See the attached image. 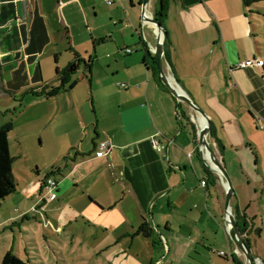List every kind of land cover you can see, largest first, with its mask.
<instances>
[{"label": "crops", "instance_id": "obj_1", "mask_svg": "<svg viewBox=\"0 0 264 264\" xmlns=\"http://www.w3.org/2000/svg\"><path fill=\"white\" fill-rule=\"evenodd\" d=\"M111 1L0 0V88L25 95L42 84L58 87L64 73L75 82L49 99L26 94L27 106L42 104L51 130L56 198L42 189L45 175L25 189L29 205H6L13 195L3 201L0 210L21 208L0 216V233L11 236L5 254L23 251L29 259L21 221L35 209L57 234L86 227L80 261L88 254L107 264H234L232 255L242 261L224 222L223 183L145 60L143 43L156 46L146 32L157 36L155 29L144 25L135 0ZM247 12L241 0H171L163 65L209 117L223 146L221 156L210 137L230 177L232 214L249 222L252 255L264 264V66L237 68L264 59L254 36L255 54L248 41L258 27ZM79 62L90 68L76 77ZM155 136L163 153L150 144ZM102 141L112 149L96 158ZM144 222L155 244L137 233Z\"/></svg>", "mask_w": 264, "mask_h": 264}, {"label": "rangeland", "instance_id": "obj_2", "mask_svg": "<svg viewBox=\"0 0 264 264\" xmlns=\"http://www.w3.org/2000/svg\"><path fill=\"white\" fill-rule=\"evenodd\" d=\"M154 1L155 0H150L152 7L155 5ZM135 3L137 4V7L140 8L139 0H135ZM255 7L259 10H252V12H254L253 17L255 19L254 24L258 27V32L253 33L251 31V37L248 41L255 54L254 43L251 39L254 36V39L259 43V49H261L262 58L264 59V2L256 4ZM247 22L250 24L249 19H247ZM150 32L154 38H156V36L152 33V30H148L146 32L147 38L151 44H153L155 40H153V42L149 37ZM78 66V70L75 71L76 77L81 76V73L83 72H86L87 74L84 62H79ZM166 72L168 75H171L168 69ZM75 73L73 71L71 76ZM75 76H73L72 79H74ZM171 77L178 83L179 86H181L172 75ZM3 79L4 81L9 79V71H5L3 73ZM42 80L45 82V79L42 78ZM59 83L60 82H56L55 86L59 85ZM41 86L42 87H39L38 90L44 87H51V85L43 86V84ZM29 95H24L22 97L9 95L4 93L0 88V125L7 122H12L13 124V130L9 133L8 143L9 153L14 159L12 166L13 176L17 182V190L13 194V197L9 198L6 202V205H11L10 203L17 200L19 204L22 205V208L23 206L30 204V200H27L26 198L25 189L29 186L31 181H36L38 183L39 178H43L47 173H50L52 167L49 168L48 164L52 159V155H54L51 130L47 125V119L43 117L42 104L27 106V102L31 99V96ZM183 105L186 118L183 119L182 122L186 130L189 131L190 126L194 125L198 121L200 122V120L197 119L194 112L188 107V105ZM192 116H194V118ZM191 119L195 123H192ZM208 141L211 145H213V141L210 137H208ZM215 148H217L216 145ZM214 150L216 151V149ZM230 171L232 174V170ZM54 175L56 174H50V177H53ZM231 176H233V174ZM31 206L32 204L30 205V208ZM15 209L20 210L21 208L18 207V205H13V207L10 208L7 206L6 208L0 210V216L6 215V213L10 210L14 212ZM28 213L29 217L27 216V219L21 221L23 222V226L21 228L22 232L20 233V236H26V241L28 240L26 244V248H28V250L26 249V252L28 253L29 259L26 255H24L23 251L20 253L15 251L16 253H12L14 256H20V259L25 262H29V264H107L105 259L101 257L91 258L89 254L87 255L85 261H80L78 259L77 256L80 255V252L88 248L86 243H82L84 240L82 239L81 233L84 234V229L86 227L81 223L77 226L71 225L69 226V229H64L66 233L63 231L62 234H57L50 226L42 229V223L40 221L42 220L40 219L41 214L35 212ZM47 217L49 218L48 214ZM42 222H45L44 218ZM14 230L18 233V226H15ZM44 231L48 233L46 237L43 235ZM73 231L77 236L75 243H71L70 241L69 233ZM10 238L11 236L9 232L3 234L0 233V261L5 254V248H7L8 243H10ZM26 241L23 240V243L25 244Z\"/></svg>", "mask_w": 264, "mask_h": 264}, {"label": "trees", "instance_id": "obj_3", "mask_svg": "<svg viewBox=\"0 0 264 264\" xmlns=\"http://www.w3.org/2000/svg\"><path fill=\"white\" fill-rule=\"evenodd\" d=\"M264 2V0H241V4L243 7L249 12V16H253L252 10L254 11H259L256 6V4ZM171 3V0H158V6L154 10L155 16L158 19V21L164 26V22L167 16V11L169 9V5ZM256 13V12H255ZM142 41V40H141ZM168 43V38L166 39L165 43V52H164V57L167 59V52H166V44ZM143 51L145 55V60L148 62L154 72V75L159 83V86L163 89L166 90L165 86L161 83L156 67V62L154 60L153 55L150 53L146 43H143ZM85 68L87 71L90 68V64L88 62H85ZM66 73L60 75V81L61 85L58 87H44L38 90L37 89H28L25 92L26 94H30L35 98H41L44 97L45 99L53 98L58 96L64 87L68 85V88L71 89L74 87L75 82L68 83V79L66 77ZM4 93L9 94V95H15L14 92L5 90L1 88ZM21 97L24 95H20ZM184 107L183 104L177 103V115H178V120L180 123H183L182 120L186 118V113L182 109ZM191 128H194V125H191ZM13 130V124L12 122H7L3 125H0V207L3 203V201L13 195L16 190H17V182L13 176V161L14 159L11 157L9 153V143H8V137L9 133ZM210 137L215 140L216 146L218 148V151L220 155L222 156L223 152V146L219 139L216 137L215 132L213 127L211 126L210 130ZM50 174H54L53 171L51 170L50 173H47L45 178H49ZM235 220L236 224L241 232L242 235L244 236V241L245 243L250 247V241L248 238L249 232H250V225L249 222L246 220V218L241 215L238 212H235ZM256 234L259 233L258 230H255ZM137 233L143 236L144 238L151 239L152 242L155 244L156 241L153 238V230L151 227L146 223H142L140 227L137 230ZM251 248V247H250ZM232 262L234 264H243L241 260H239L235 255H232ZM0 264H29V262H25L16 256H14L11 252L6 253L3 258L0 261Z\"/></svg>", "mask_w": 264, "mask_h": 264}, {"label": "water", "instance_id": "obj_4", "mask_svg": "<svg viewBox=\"0 0 264 264\" xmlns=\"http://www.w3.org/2000/svg\"><path fill=\"white\" fill-rule=\"evenodd\" d=\"M140 10L142 20L147 17L150 18L157 31L156 46L154 47V49H150L149 51L153 55L154 60L156 62V67L161 83L165 86L166 91L177 100V103L188 105L192 110L196 111V113H198L206 121V125L201 128L197 123H195L191 119L192 123H195V127L192 129L193 141L205 165L208 167L209 170L217 174V176L221 179L223 183L225 189L224 222L227 225L229 237L236 245L237 251L240 257H242L241 259L243 264H257V259L252 255L251 248L244 241L245 235L241 234L236 224L235 217L231 216V212H233L231 208L233 189L221 156L213 149L212 145L208 141V137H210L211 121L207 114L203 111V109L189 95H187L183 89V93H181L171 85L169 75L165 71L163 65L165 43L167 39V31L165 29V26H163L156 18L153 7L150 4V0H140ZM175 83L178 85L176 81ZM203 153L209 155L211 161L214 163L218 171L212 169V167L208 164L207 160L204 158Z\"/></svg>", "mask_w": 264, "mask_h": 264}, {"label": "built area", "instance_id": "obj_5", "mask_svg": "<svg viewBox=\"0 0 264 264\" xmlns=\"http://www.w3.org/2000/svg\"><path fill=\"white\" fill-rule=\"evenodd\" d=\"M105 2L110 5L112 4V1L111 0H105ZM125 52L126 53H130L131 50L130 49H125ZM264 66V60L262 59H254V60H246L244 62H241L237 65V68L239 69H249V68H261ZM258 122L260 121V119H257ZM262 128V127H260ZM159 135V134H158ZM150 144L152 146V148L157 152V153H163L164 149H165V146H163L158 140H157V137H153L151 138L150 140ZM112 149V145L109 141H102V142H99L97 144V147H96V151H95V157L96 158H102V157H105L107 156L110 151ZM205 181H201L200 182V185L201 187H205ZM56 181L52 178H45L42 182V189L48 193L49 197L48 199L50 201H53L55 198H56V192H55V189H56ZM33 212H35V209H32ZM45 226H49V222L45 221ZM220 256H225L226 254L224 252H220L219 253ZM228 256H230L228 254ZM257 261H259L257 259ZM260 262V261H259Z\"/></svg>", "mask_w": 264, "mask_h": 264}, {"label": "bare ground", "instance_id": "obj_6", "mask_svg": "<svg viewBox=\"0 0 264 264\" xmlns=\"http://www.w3.org/2000/svg\"><path fill=\"white\" fill-rule=\"evenodd\" d=\"M143 23H144V25H145L146 27H150V28L155 29V26L153 25V23L151 22V20H149L148 18H144V19H143ZM155 31H156V29H155ZM156 34H157V31H156ZM156 41H157V36H156ZM169 80H170V82H171V85H172L173 87H175L176 90H178V91H180L181 93H183L182 88L179 87V86L175 83V81H174V79L171 77V75H169ZM188 107H189V106H188ZM189 108H190V107H189ZM190 109H191V108H190ZM191 110H192V109H191ZM192 111L194 112V114H195V116L197 117V119L200 120V122H199V127H201V128L204 127V126L206 125V121H205V119H203L198 113H196V111H194V110H192ZM203 156H204V158L207 160L208 164L212 167V169H214L215 171H218L217 168H216V166L214 165V163L211 161L209 155L206 154V153H203ZM231 216H233L232 212H231ZM233 217H234V216H233ZM257 264H260V262L257 261Z\"/></svg>", "mask_w": 264, "mask_h": 264}]
</instances>
